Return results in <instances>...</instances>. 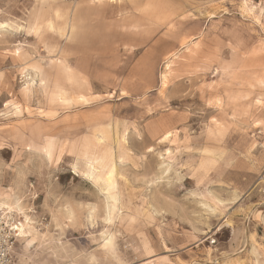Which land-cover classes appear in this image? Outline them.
Returning a JSON list of instances; mask_svg holds the SVG:
<instances>
[{
  "label": "rangeland",
  "instance_id": "374dc122",
  "mask_svg": "<svg viewBox=\"0 0 264 264\" xmlns=\"http://www.w3.org/2000/svg\"><path fill=\"white\" fill-rule=\"evenodd\" d=\"M4 212L15 264H264V0H0Z\"/></svg>",
  "mask_w": 264,
  "mask_h": 264
},
{
  "label": "built area",
  "instance_id": "2783aa9c",
  "mask_svg": "<svg viewBox=\"0 0 264 264\" xmlns=\"http://www.w3.org/2000/svg\"><path fill=\"white\" fill-rule=\"evenodd\" d=\"M21 227L22 225L17 221L14 213H0V264H15L14 246Z\"/></svg>",
  "mask_w": 264,
  "mask_h": 264
},
{
  "label": "bare ground",
  "instance_id": "6f19581e",
  "mask_svg": "<svg viewBox=\"0 0 264 264\" xmlns=\"http://www.w3.org/2000/svg\"><path fill=\"white\" fill-rule=\"evenodd\" d=\"M77 17V20H74L73 21V23L71 24V33L75 30V29H77L78 28V26H79V24H78V22H79V16H76ZM164 79V78H163ZM165 81V80H164ZM166 83V82H165ZM105 188V187H104ZM23 227H21V231H20V233H19V235L20 234H22L23 232Z\"/></svg>",
  "mask_w": 264,
  "mask_h": 264
}]
</instances>
